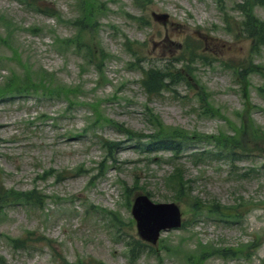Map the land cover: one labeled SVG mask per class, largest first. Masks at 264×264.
<instances>
[{
    "label": "rangeland",
    "instance_id": "rangeland-1",
    "mask_svg": "<svg viewBox=\"0 0 264 264\" xmlns=\"http://www.w3.org/2000/svg\"><path fill=\"white\" fill-rule=\"evenodd\" d=\"M224 1L221 11L216 0H42L55 6L58 16L52 18L29 11L19 0H0V92L11 95L0 98V189L32 190L44 202L38 209L18 203L0 208V264H75L79 258L98 264L260 263L264 69L250 72L249 65L245 70L252 44L239 33L243 15L235 10V1ZM252 8L264 23V6ZM153 13L168 14L169 19L156 20ZM80 23L94 27L80 32ZM27 27L38 28V34ZM187 38L214 65L181 71L174 91L147 97L140 86L142 71L135 69L172 68L164 65L183 53L176 45ZM66 40L72 44L66 46ZM78 43L93 54L99 68L77 50ZM20 55L27 69L20 65ZM250 60L264 68V48ZM220 61L231 70H224ZM44 72L55 85L40 81ZM17 86L21 90L12 91ZM54 87L64 90L68 101L63 95L45 99L58 98L56 91L46 89ZM155 121L164 128L195 132L201 139L237 140L254 151L234 168L232 158L218 151H210V159L179 160L183 181H190L188 196L179 202L186 229L164 233L160 240L167 238L170 246L186 253L170 258L159 241L155 252L130 262L125 244L127 234L137 232L131 214L134 198L128 207L121 181L132 187L140 179L152 201H172L169 178L163 183L173 169L169 154L147 162L134 144L123 143L116 168L59 176L79 165L95 169L107 154L104 138L126 140L124 128L138 137L151 135ZM236 207L240 218H220L221 210L234 213ZM123 218L126 232L115 225ZM37 237L46 239L36 243ZM32 238L33 245L17 248V239Z\"/></svg>",
    "mask_w": 264,
    "mask_h": 264
},
{
    "label": "trees",
    "instance_id": "trees-1",
    "mask_svg": "<svg viewBox=\"0 0 264 264\" xmlns=\"http://www.w3.org/2000/svg\"><path fill=\"white\" fill-rule=\"evenodd\" d=\"M33 1L36 2L37 0H33ZM253 5H264V0H243V3L239 7L241 10L243 9L242 11H244L246 15L243 31L253 41L254 43L253 49L255 50L264 46V24L259 22L251 13ZM147 77L148 79L146 81V86L152 92L157 93L159 91H162V89L166 86V84L164 85V82L166 81L165 76L158 71L151 70L150 73H148ZM48 78L49 77L47 76H42L40 78V81L45 83L48 81ZM152 138L154 139L158 138L157 140L158 143H162V144L165 143V145L168 146L172 145L167 148L169 149V151H177L178 150L176 149L177 146L174 144H179L181 140L182 141L186 140L187 134L178 130H171L165 133L161 131L159 134L153 135ZM225 141L226 140H221L217 138V142L221 144L225 149L230 150L233 155L238 154L237 150L240 149V144L228 143ZM179 185L180 182L177 183V187ZM183 189L184 186L182 184V186L178 188V192L181 193ZM23 197H25L28 200H32L34 195L31 194L30 192L29 194L26 193ZM138 247L139 246H137L136 248ZM136 248L134 247L132 249L133 253H135L134 251L136 250Z\"/></svg>",
    "mask_w": 264,
    "mask_h": 264
},
{
    "label": "water",
    "instance_id": "water-1",
    "mask_svg": "<svg viewBox=\"0 0 264 264\" xmlns=\"http://www.w3.org/2000/svg\"><path fill=\"white\" fill-rule=\"evenodd\" d=\"M141 203H146L149 209L143 211ZM134 215L138 221L139 234L153 243L157 241L161 229L179 224V212L174 205L152 206L146 197L137 199Z\"/></svg>",
    "mask_w": 264,
    "mask_h": 264
}]
</instances>
